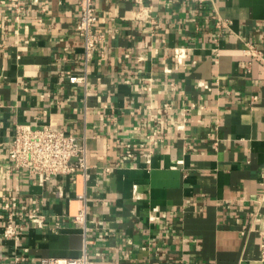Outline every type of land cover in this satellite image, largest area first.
I'll use <instances>...</instances> for the list:
<instances>
[{
	"label": "crops",
	"instance_id": "crops-1",
	"mask_svg": "<svg viewBox=\"0 0 264 264\" xmlns=\"http://www.w3.org/2000/svg\"><path fill=\"white\" fill-rule=\"evenodd\" d=\"M144 1L152 22L134 0H94L106 53L72 83L75 0H0V205L20 225L4 237L0 214V264L77 256L85 239L95 264H264V0ZM34 122L85 141L87 180L12 168L15 126Z\"/></svg>",
	"mask_w": 264,
	"mask_h": 264
},
{
	"label": "built area",
	"instance_id": "built-area-1",
	"mask_svg": "<svg viewBox=\"0 0 264 264\" xmlns=\"http://www.w3.org/2000/svg\"><path fill=\"white\" fill-rule=\"evenodd\" d=\"M40 0H34L39 3ZM137 8L133 13V18L146 22L153 21L151 15V6L145 4L144 0H134ZM204 2L207 0H196ZM79 10V18L75 25V30L83 41V63L84 70L82 73H70L68 80L72 83H86L87 65L92 61L95 55L99 58H104L107 49V30L98 29L95 24L97 20L96 7L94 0H75ZM40 4V3H39ZM17 18H20V13L24 6L18 2H12ZM40 6V5H39ZM40 10L44 7L40 6ZM230 20L223 18L218 13L216 24L219 27L228 28ZM244 52L247 54H258V49L251 43H246ZM128 53L125 54L128 57ZM174 55L178 61H182L185 53L182 48H174ZM153 137H149V141L153 142ZM147 161H150L152 149L146 146ZM128 156L132 155V150H128ZM9 157L12 161V168L24 170L28 174H36L40 177V183L56 178L63 174H81L83 180H87L88 162H87V146L84 140H80L74 133L65 131L62 128H55L49 124L28 123L16 124L15 132L9 147ZM109 168H105L104 172H108ZM4 184V177L0 174V185ZM134 189L136 186L134 185ZM9 201H5L0 205V214L3 210L7 213L3 220L2 234L4 237L19 239L20 225L14 221L13 214L9 210ZM32 225H41L45 215L39 212V207H33L29 214ZM156 215H151L150 218H156ZM74 221L86 223L85 217V202L79 212L73 215ZM58 223V222H57ZM260 256L264 261V229L260 231ZM89 241L84 240L82 251L77 256L56 257L44 256L41 257L38 264H95L89 253ZM0 258H4L0 254ZM21 257L15 256V261H19Z\"/></svg>",
	"mask_w": 264,
	"mask_h": 264
}]
</instances>
